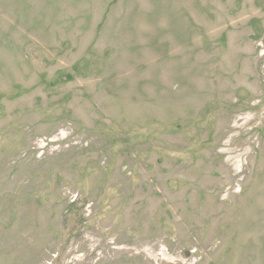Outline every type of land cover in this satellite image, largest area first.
I'll return each instance as SVG.
<instances>
[{"label": "rangeland", "instance_id": "rangeland-1", "mask_svg": "<svg viewBox=\"0 0 264 264\" xmlns=\"http://www.w3.org/2000/svg\"><path fill=\"white\" fill-rule=\"evenodd\" d=\"M0 264H264V0H0Z\"/></svg>", "mask_w": 264, "mask_h": 264}]
</instances>
